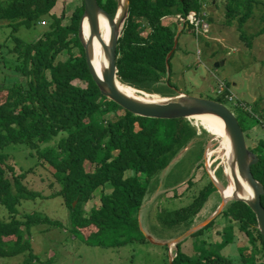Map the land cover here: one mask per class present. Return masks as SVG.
<instances>
[{
  "label": "trees",
  "instance_id": "16d2710c",
  "mask_svg": "<svg viewBox=\"0 0 264 264\" xmlns=\"http://www.w3.org/2000/svg\"><path fill=\"white\" fill-rule=\"evenodd\" d=\"M96 1L114 18L116 0ZM207 2L129 0L128 17L116 48L118 80L144 94L176 95V92L166 93L171 88L170 61L175 52L169 65L166 57L186 16L201 11ZM56 3L57 0H0V28H11L14 35L9 38L14 47L9 53L16 56L4 66L22 78L0 89V205L6 212L0 216V263L22 256L20 264H49L40 261L32 244L33 228L42 225L67 230L93 248L120 249L133 243L151 244L142 232L140 211L158 182H163L165 188L175 186L173 198L183 196L177 194L176 189L182 182L162 181L161 175L190 143L208 136L190 120L142 118L102 96L89 73L78 38L83 2L81 0V6L75 8L67 23H64V9L60 16L52 14ZM225 4V20L229 27L236 22L239 30L251 19L259 0H227ZM34 26L40 29L34 41L24 42L15 35L20 28ZM240 33L245 41L252 38ZM63 54L67 55L66 59L59 60ZM77 81L85 87L76 86ZM216 97L212 101L230 106L227 107L244 135L252 129L250 119L260 128L257 119L243 106H234L223 97ZM214 126L216 134H222L220 124ZM12 145L28 150L29 158H36L37 163L32 166L35 169L41 166L40 170L45 172L53 170L49 175L40 174L39 170L36 175L40 181L49 182V194L28 188L26 176L35 172L33 168L24 170L26 167L16 168L8 163L10 155L6 149ZM247 148L258 158L251 172L264 188V139H256L252 147ZM142 176L144 182L140 180ZM217 176L223 182L220 172ZM205 179V187L198 190L191 203L167 214L172 227L176 222L198 217L213 193L218 196V203L209 216L218 208L219 192L207 174ZM190 181H186L187 187L191 186ZM105 188H110V192L102 193L99 205L87 213L84 207L90 198ZM55 198H60L68 211L66 224L44 213L21 208L25 201L41 203ZM261 205L264 208V195ZM163 212L164 209L162 213L157 212L159 222L163 221ZM221 217L227 218L224 237L236 242L240 232L247 238L248 245L239 248L236 259L206 252L196 258L188 256L180 248L185 239L173 254L172 264H257L258 255L264 264V241L250 207L242 201H230ZM213 221L190 237L203 235L204 230L213 226ZM186 231L171 234L169 240L177 239ZM164 248L169 251L166 245Z\"/></svg>",
  "mask_w": 264,
  "mask_h": 264
},
{
  "label": "rangeland",
  "instance_id": "374dc122",
  "mask_svg": "<svg viewBox=\"0 0 264 264\" xmlns=\"http://www.w3.org/2000/svg\"><path fill=\"white\" fill-rule=\"evenodd\" d=\"M214 1V4L211 0L207 2L205 15L209 24V34L206 37L194 36L189 30L178 33L177 49L170 61L171 88L166 93L176 92L198 99L215 100L216 96H219L216 81L220 80L230 86L236 100L245 102L254 114L264 115V10H262L264 0H259V6L254 7L251 19L239 28L247 37H252L246 41L241 38L242 34L238 30L237 23L234 22L229 27L225 20L223 13L226 9L227 0ZM80 6L81 0H57L52 14L60 16L64 9V23H67L75 8ZM222 6L225 7L224 10H221ZM39 30L37 26L31 27V29L20 28L15 35L24 42H30L39 36ZM146 30L144 35L148 33ZM11 31L9 27L0 28V89L22 80L16 73H10L5 68L7 63L16 59V56L9 53L14 47V42L9 38L12 34ZM66 57L67 55L63 54L59 60H65ZM216 63H222V65L215 67ZM166 70L168 71V69ZM75 85L85 87V84L80 81L75 82ZM163 91L165 92V90ZM138 92L144 94L141 91ZM188 120L198 130H201V133L203 132L196 121ZM216 123L219 124L218 121L214 122L215 125ZM248 123L252 129L250 133L246 134V146L252 147L256 139H264V133L258 126H255L253 120L250 119ZM208 136H201L200 139L190 143L186 151H182L161 175L162 181L182 182L176 186V189L177 194H183V196L173 198L174 191L172 190L175 186L165 188L163 182H158L152 196L140 211L139 218L143 231L154 241L171 243L174 240H169L168 236L171 234L180 235L183 231L189 228L191 230L194 225L199 224L207 217L209 218L211 210L218 203V196L215 193L209 196L198 217H190L187 222L179 221L178 224L176 222L173 227L167 221L169 220L167 214L170 211L187 206L193 201L198 190L205 187L207 183L205 174L209 177L211 175L221 190H227L224 180L226 177L224 173L225 164L223 163L226 148L223 149L220 139L210 134ZM14 146L16 145L6 149V151L9 150L8 154L10 155L8 163L16 168L19 166L26 167L24 170L33 168L35 172L26 176L28 188L42 191L44 195L49 194L51 191L50 188L48 191L49 182L40 181L36 176L41 166L36 169L32 167L37 163L36 158H29L28 150ZM208 150L213 152L210 159V162H213L211 166L207 164L206 160ZM224 160L227 162L226 158ZM50 171L53 172L51 169H46V172L40 170V174L49 175ZM219 172L222 177L224 176L223 182H220L217 176ZM140 180L144 182V177H140ZM188 180H191L190 187H187L186 181ZM104 192L109 193L110 188H105L102 192L99 190L90 198L84 207L87 213L92 207L99 205L100 195ZM218 194L220 197V193ZM22 207L27 211L33 210L44 213L58 221L62 220V223L65 222V224L68 221V211L60 198L42 201L41 203L25 201ZM147 207H150V210H146ZM163 209L165 215L162 217L163 221L159 222L156 215L157 212L162 213ZM0 210H2L0 216L6 215L1 205ZM226 221L227 218L221 217V214L218 215L213 221V226L204 230L203 235L197 238L190 236L185 238L186 241L180 246L181 251L194 258L206 252L225 259H236L240 254L239 248L248 245L246 244L247 238L240 232L236 242L234 239H229L228 236L224 237ZM182 241L176 247H168L172 256ZM32 244L40 261L49 262V264H169L170 256L169 251L167 252L164 248L165 246H155L149 243H133L120 249L88 247L73 237L69 231L56 228L49 229L45 225L33 228ZM256 259V263L261 264L259 255L256 256ZM22 260L23 257L20 256L3 260L4 262L0 264H20Z\"/></svg>",
  "mask_w": 264,
  "mask_h": 264
},
{
  "label": "water",
  "instance_id": "95a60500",
  "mask_svg": "<svg viewBox=\"0 0 264 264\" xmlns=\"http://www.w3.org/2000/svg\"><path fill=\"white\" fill-rule=\"evenodd\" d=\"M117 11L112 18L97 3L96 0H82L84 10L79 22L78 38L84 49L85 60L92 77L93 82L100 90L105 98L111 100L122 109L130 112L135 116L149 119L172 120V119H194L200 115L214 116L220 119L224 126V131L229 139L231 148V162L229 165L230 175L226 176L227 187L231 184L234 187V194L231 197H224L221 194V188L210 175L215 187L220 193L221 203L218 208L202 223L194 226L193 229L187 231L182 236L173 240L171 243H160L154 241L149 235L143 234L145 238L153 245L176 247L180 241L196 233L200 229L207 226L218 215L221 214L223 208L229 201H242L247 204L256 216L257 229L264 241V208L261 205V197L264 195L263 186L254 179L251 167L258 162L257 156L247 148L244 133L234 116V114L223 104L212 100L198 99L186 94L178 93L171 97H161L157 99H141L124 94L117 87V83H121L117 77L116 68V48L118 40L122 35L125 22L128 17L129 0H116ZM225 7L222 6L221 10ZM100 18L107 20L111 27L108 43L104 46V69L99 72L91 59V38L100 39ZM87 22L89 26V40H85L83 25ZM178 34L174 38V46L166 57V64L177 48ZM222 63L215 64V67ZM168 69V66H167ZM123 84V83H122ZM135 90V89H134ZM138 92V91H136ZM139 93V92H138ZM186 151V149L184 150ZM221 190V191H220ZM225 191V190H224ZM245 191H251V196L246 198L242 194ZM75 203L73 204V206ZM169 264H172L173 257L169 250ZM172 257V258H171Z\"/></svg>",
  "mask_w": 264,
  "mask_h": 264
},
{
  "label": "bare ground",
  "instance_id": "6f19581e",
  "mask_svg": "<svg viewBox=\"0 0 264 264\" xmlns=\"http://www.w3.org/2000/svg\"><path fill=\"white\" fill-rule=\"evenodd\" d=\"M99 28L101 31L100 39L97 37L91 38V59L93 61V64H95L97 70H99V72H100L101 69L103 70L104 66H105L104 46L108 43V40L110 37L111 27H110V25L106 19L100 18V27ZM83 32H84L85 40H89V38H90L89 26H88L86 20H85L84 25H83ZM117 87L119 88V90L121 92H123L126 95L133 96V97H139V98L144 99V100L161 98L160 96H157V95L139 94L133 88L126 86L122 83H117ZM193 120L196 121L201 128H203L206 132H208V134H210L211 136L213 135L214 137H218L221 141H224L223 142L224 145L226 144L225 157H226L227 162L223 158V163L225 164L224 173L226 174V176H229L230 175L229 165L231 162V148H230L229 139H228V137L224 131V126H223L222 121L220 119L214 117V116H209V115H200V116L194 117ZM215 121L219 122L220 127H221L220 132L224 135L225 139L223 138L222 134H219V135L216 134V130H215V126H214ZM206 150H207V148H206ZM212 155H213V152L208 150V153L206 155V160H207V162H208L207 164L209 166H211L213 164V162H210ZM221 194L224 197H231L234 194L233 185L231 184L230 186H228L226 191L222 190ZM242 195L244 197L248 198L251 196V191H245Z\"/></svg>",
  "mask_w": 264,
  "mask_h": 264
},
{
  "label": "built area",
  "instance_id": "2783aa9c",
  "mask_svg": "<svg viewBox=\"0 0 264 264\" xmlns=\"http://www.w3.org/2000/svg\"><path fill=\"white\" fill-rule=\"evenodd\" d=\"M201 1V0H200ZM205 13L201 12H190L185 20L183 21V25L185 28L189 29L196 36H205L209 32V26L205 21ZM217 93L219 96L223 97L225 100L229 102H234L235 97L231 90L227 87L226 83L220 80L216 82ZM260 124L264 129V116L260 119Z\"/></svg>",
  "mask_w": 264,
  "mask_h": 264
},
{
  "label": "clouds",
  "instance_id": "9594fccd",
  "mask_svg": "<svg viewBox=\"0 0 264 264\" xmlns=\"http://www.w3.org/2000/svg\"><path fill=\"white\" fill-rule=\"evenodd\" d=\"M200 1V0H199ZM202 2H204V0H201ZM206 9H207V5L206 4H203L202 5V10L201 11H203L204 13L206 12ZM201 11H196V12H201ZM205 21H206V17H205ZM206 23L208 24V22L206 21ZM208 26H209V24H208ZM185 30H189V31H191L190 30V28L189 29H187V28H185L184 27V25H182V27H179L178 28V33L179 32H181V31H185ZM177 33V34H178ZM191 33L194 35V36H196L192 31H191ZM208 34H209V32H208ZM207 34V35H208ZM206 35V36H207ZM197 37H199V36H197ZM203 37H205V36H203ZM177 44H178V40H177ZM175 51H176V49H175ZM174 51V52H175ZM217 82V81H216ZM226 85H227V83H226ZM227 87H228V85H227ZM230 90H231V88L230 87H228ZM231 92H232V90H231ZM225 100V99H224ZM227 102H229V101H227ZM230 104H232V105H242L243 107L242 108H244L252 117H254L255 119H257V121H258V123H259V126H260V128L263 130V132H264V129H263V127L261 126V124H260V119L264 116L263 114H258V113H256V114H254L253 112H252V110L248 107V105L245 103V102H241V101H238V100H234V102H229ZM227 107V106H226ZM228 108V107H227ZM229 109V108H228ZM203 129V128H202ZM208 133V132H207ZM245 136V135H244Z\"/></svg>",
  "mask_w": 264,
  "mask_h": 264
},
{
  "label": "crops",
  "instance_id": "0c3cea01",
  "mask_svg": "<svg viewBox=\"0 0 264 264\" xmlns=\"http://www.w3.org/2000/svg\"><path fill=\"white\" fill-rule=\"evenodd\" d=\"M216 64H219V63H216ZM261 129V128H260ZM261 131L263 132V130L261 129ZM249 133H250V131H249ZM264 133V132H263ZM246 134L247 133H245V136H246ZM247 138V137H246ZM246 138H245V142H246V145H247V141H246ZM226 148V144H225V146L223 147V149H225ZM225 151H226V149H225ZM224 158H226V157H224Z\"/></svg>",
  "mask_w": 264,
  "mask_h": 264
}]
</instances>
